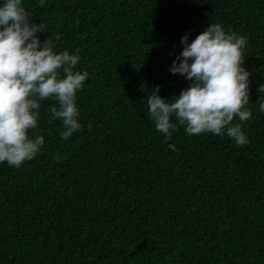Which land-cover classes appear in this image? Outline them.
<instances>
[{
  "label": "trees",
  "instance_id": "1",
  "mask_svg": "<svg viewBox=\"0 0 264 264\" xmlns=\"http://www.w3.org/2000/svg\"><path fill=\"white\" fill-rule=\"evenodd\" d=\"M22 6L44 23L41 44L80 48L77 70L89 75L77 93L82 130L62 139L49 112L57 102L43 101L29 132L44 137L40 154L19 168L0 163V264H264V0ZM214 23L248 37L249 143L179 125L165 140L147 97L157 85L165 99L189 86L169 71L181 38Z\"/></svg>",
  "mask_w": 264,
  "mask_h": 264
},
{
  "label": "clouds",
  "instance_id": "2",
  "mask_svg": "<svg viewBox=\"0 0 264 264\" xmlns=\"http://www.w3.org/2000/svg\"><path fill=\"white\" fill-rule=\"evenodd\" d=\"M44 5L45 0H39V6ZM44 29L42 21L32 22L22 0L0 4V163L14 168L35 158L45 144L43 136H29L38 126L43 101L57 102L49 112L62 123V139L82 130L77 93L89 74L77 70L81 49L57 52L50 36L41 44L38 33ZM59 39L57 34L55 40ZM247 39L218 23L209 24L191 42L188 34L182 36L183 50L169 71L183 75L189 86L174 99H165L158 95L157 85L147 97L149 119L165 140L179 125L189 136L211 133L227 135L239 146L249 143L242 131L243 122L252 118L247 107L250 73L243 66ZM257 91L264 93V84ZM259 111L264 113V102ZM168 146L176 150L174 144Z\"/></svg>",
  "mask_w": 264,
  "mask_h": 264
}]
</instances>
